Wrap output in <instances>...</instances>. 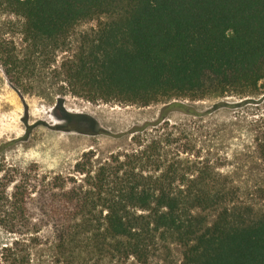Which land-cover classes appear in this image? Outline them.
<instances>
[{
  "label": "trees",
  "instance_id": "trees-1",
  "mask_svg": "<svg viewBox=\"0 0 264 264\" xmlns=\"http://www.w3.org/2000/svg\"><path fill=\"white\" fill-rule=\"evenodd\" d=\"M105 14L62 61L65 83L91 102L165 105L126 132L130 147L99 161L89 149L68 173L21 166L0 144V264H156L169 243L180 264H264V211L234 183L239 151L205 149L210 110L186 102L264 88V0H0L4 76L25 96L48 50ZM62 116L67 130L100 132L85 113ZM253 141L264 161V130Z\"/></svg>",
  "mask_w": 264,
  "mask_h": 264
},
{
  "label": "rangeland",
  "instance_id": "rangeland-1",
  "mask_svg": "<svg viewBox=\"0 0 264 264\" xmlns=\"http://www.w3.org/2000/svg\"><path fill=\"white\" fill-rule=\"evenodd\" d=\"M114 18L115 16L105 14L78 23L67 44L63 45L64 48L58 49L54 54L48 50L42 67L34 78L32 91L25 96L8 82L0 68V144L9 142L4 147V154L11 160L24 167L36 164L52 175L58 172L68 173L73 171L76 162L89 149L96 151L95 160L99 161L130 147V136L126 132L159 115L164 102L147 106L91 102L75 96L64 81L60 67L64 58L78 51L86 34H93L101 24ZM220 101L235 105L213 109V105ZM186 102L201 112L210 110L202 131L204 134H215V137L206 141L205 149L212 150L214 146L222 144L223 140L225 144L222 145L226 151H239L236 156H229L240 167L234 176V183L240 186L244 203L262 213L264 161L254 151L253 135L261 134L264 130V88L259 93L246 97L212 96ZM62 108L71 113L91 116L98 123L100 132L85 133L65 129ZM169 117L174 122L188 118L180 110L172 111ZM232 122L235 124H231ZM82 123L86 126V123ZM231 127L235 128L233 136L229 140L223 139L224 135L225 138L228 136ZM168 248L155 258L156 264H180L183 248L177 243H169Z\"/></svg>",
  "mask_w": 264,
  "mask_h": 264
}]
</instances>
